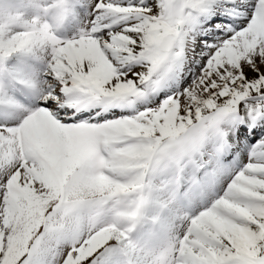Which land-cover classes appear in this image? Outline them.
<instances>
[{
  "label": "snow or ice",
  "instance_id": "obj_1",
  "mask_svg": "<svg viewBox=\"0 0 264 264\" xmlns=\"http://www.w3.org/2000/svg\"><path fill=\"white\" fill-rule=\"evenodd\" d=\"M0 264H264V0H0Z\"/></svg>",
  "mask_w": 264,
  "mask_h": 264
}]
</instances>
